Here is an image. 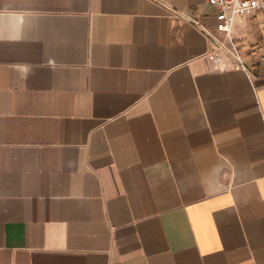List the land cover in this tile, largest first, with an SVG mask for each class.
Listing matches in <instances>:
<instances>
[{
    "label": "crops",
    "instance_id": "crops-1",
    "mask_svg": "<svg viewBox=\"0 0 264 264\" xmlns=\"http://www.w3.org/2000/svg\"><path fill=\"white\" fill-rule=\"evenodd\" d=\"M218 22L208 0H0V264H264V2L245 67Z\"/></svg>",
    "mask_w": 264,
    "mask_h": 264
},
{
    "label": "built area",
    "instance_id": "built-area-1",
    "mask_svg": "<svg viewBox=\"0 0 264 264\" xmlns=\"http://www.w3.org/2000/svg\"><path fill=\"white\" fill-rule=\"evenodd\" d=\"M217 9L218 26L217 30L224 33L227 44L240 66H244L240 50L234 37V31L238 23V19L247 12L259 8L264 0H208ZM202 27V26H200ZM202 29L209 36V40L218 49L225 46V43L216 37L208 34L205 27Z\"/></svg>",
    "mask_w": 264,
    "mask_h": 264
}]
</instances>
